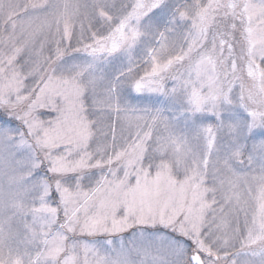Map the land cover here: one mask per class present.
I'll return each mask as SVG.
<instances>
[{
	"label": "snow or ice",
	"instance_id": "snow-or-ice-1",
	"mask_svg": "<svg viewBox=\"0 0 264 264\" xmlns=\"http://www.w3.org/2000/svg\"><path fill=\"white\" fill-rule=\"evenodd\" d=\"M0 264H264V0H0Z\"/></svg>",
	"mask_w": 264,
	"mask_h": 264
}]
</instances>
